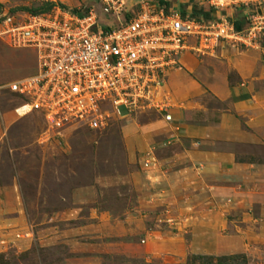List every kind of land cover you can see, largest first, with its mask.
<instances>
[{"label":"rangeland","instance_id":"1","mask_svg":"<svg viewBox=\"0 0 264 264\" xmlns=\"http://www.w3.org/2000/svg\"><path fill=\"white\" fill-rule=\"evenodd\" d=\"M190 3L199 5L196 0ZM93 4L94 0H0V33L7 18L19 21L55 6L83 12ZM257 11L258 7H243L230 19L237 23ZM183 59L174 82L178 95L168 83L164 100L182 110L188 102L185 90L192 89L184 79L192 76L201 82L216 74L221 60L218 51L207 56L187 52ZM36 71L35 52L14 50L0 37L1 264H190L192 256L215 257L200 254L204 243L194 253L197 236L237 246L234 256L244 255L247 264H264V186L242 206L235 193L213 199L209 192L200 194L203 189L193 191L191 201L187 190L171 203L164 200L161 180L152 176L165 173L161 163L179 152L182 136L174 123L166 124L160 113L150 110L125 118L111 116L99 131L80 123L50 131L37 113L18 116L23 102L7 89ZM197 102L220 108L210 96ZM148 151L158 161L150 173L142 166ZM231 151L241 162L253 157L264 162V146H234ZM203 172L199 166L195 171L197 177ZM170 239L183 241L190 253L182 257L158 249L145 254V240L163 244Z\"/></svg>","mask_w":264,"mask_h":264},{"label":"built area","instance_id":"2","mask_svg":"<svg viewBox=\"0 0 264 264\" xmlns=\"http://www.w3.org/2000/svg\"><path fill=\"white\" fill-rule=\"evenodd\" d=\"M196 1L218 14L250 6L258 11L241 32L226 15L184 17L179 7L192 0H94L83 12L55 6L47 14L7 18L1 39L37 59L35 74L7 86L23 102L18 116L37 113L50 131L76 123L99 131L111 116L150 110L173 123L165 89L169 75L183 69L185 53L207 56L223 44L258 49L264 38L263 1ZM142 162L148 173L158 168L153 151Z\"/></svg>","mask_w":264,"mask_h":264},{"label":"crops","instance_id":"3","mask_svg":"<svg viewBox=\"0 0 264 264\" xmlns=\"http://www.w3.org/2000/svg\"><path fill=\"white\" fill-rule=\"evenodd\" d=\"M234 14L235 10L223 14L212 12L214 18L226 15L230 19ZM227 45L231 48L221 47L217 50L221 60L216 74H211L201 82L192 76L184 79L192 88L190 91L185 90V93L188 92L184 94L188 98L185 109L173 107L170 110L174 118L172 124L181 132L182 142L177 155L161 163L160 170L164 167L165 173L152 176L153 180H161L159 187L165 189L161 196L170 203L174 197L184 195L182 190H187L186 197L191 201L195 198L193 191L203 189L200 194L207 195L209 192L213 199L235 193L238 205H249L251 194L257 187L264 186V162H259L256 157L241 162L237 153L231 151L234 146H264V40L258 49L252 50ZM195 70L190 65L189 71L192 74H195ZM176 75V72L169 75L167 85L169 83L173 86L177 96L180 89L174 84L178 82ZM207 96L219 104L220 108L197 102ZM225 105L228 110L222 107ZM219 146L229 149L219 150ZM198 166L204 171L201 177L195 173ZM205 227L212 225L206 224ZM194 242V253L203 243L206 247L202 248L200 254L227 257L237 252V246L212 237L202 239L197 236ZM144 247L145 254L154 253L158 249L182 257L190 253V248L179 239H170L163 244L145 240Z\"/></svg>","mask_w":264,"mask_h":264},{"label":"trees","instance_id":"4","mask_svg":"<svg viewBox=\"0 0 264 264\" xmlns=\"http://www.w3.org/2000/svg\"><path fill=\"white\" fill-rule=\"evenodd\" d=\"M160 4L165 5L164 0H159ZM170 7V5H167ZM54 8V7H53ZM182 15L184 17L191 16L193 19L210 21L212 20V11L200 8L198 5L190 4V5H182L179 7ZM190 9V10H189ZM50 10L49 12H51ZM48 12V13H49ZM47 14V13H41ZM39 14V15H41ZM246 21V23H245ZM235 28L238 32H241L245 29L246 24H248V18L245 20L238 21L237 23L233 22ZM2 261V257L0 256V264ZM190 264H247V260L244 256H227V257H206V256H192Z\"/></svg>","mask_w":264,"mask_h":264},{"label":"bare ground","instance_id":"5","mask_svg":"<svg viewBox=\"0 0 264 264\" xmlns=\"http://www.w3.org/2000/svg\"><path fill=\"white\" fill-rule=\"evenodd\" d=\"M17 113V112H16ZM18 115V114H17ZM21 116V115H20Z\"/></svg>","mask_w":264,"mask_h":264}]
</instances>
